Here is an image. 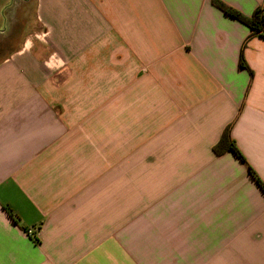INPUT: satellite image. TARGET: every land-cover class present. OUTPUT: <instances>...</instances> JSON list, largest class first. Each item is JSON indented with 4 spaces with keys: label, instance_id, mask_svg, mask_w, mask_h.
Wrapping results in <instances>:
<instances>
[{
    "label": "crops",
    "instance_id": "crops-1",
    "mask_svg": "<svg viewBox=\"0 0 264 264\" xmlns=\"http://www.w3.org/2000/svg\"><path fill=\"white\" fill-rule=\"evenodd\" d=\"M248 166L264 38L211 0H0V264H264Z\"/></svg>",
    "mask_w": 264,
    "mask_h": 264
},
{
    "label": "trees",
    "instance_id": "trees-1",
    "mask_svg": "<svg viewBox=\"0 0 264 264\" xmlns=\"http://www.w3.org/2000/svg\"><path fill=\"white\" fill-rule=\"evenodd\" d=\"M211 4L216 9L223 12L228 17L238 21L239 23L245 25L247 28H249L251 32V36H258L261 38H264V3L262 6L258 7L251 15H246L242 13L241 11L235 9L234 7L228 5L223 0H211ZM239 68L240 69H248L247 63L245 62L244 56H243V50L240 54L239 59ZM251 72V71H250ZM252 75V72H251ZM232 151L242 162L246 164V160L237 148L234 140L231 137L230 130L227 128L219 142L214 147V152L216 155H222L226 152ZM249 172L251 176L256 180L258 185L263 189L264 191V185L260 181V179L256 176L254 171L250 166H248ZM10 217L14 220V222H17L13 213L11 210L6 209Z\"/></svg>",
    "mask_w": 264,
    "mask_h": 264
},
{
    "label": "built area",
    "instance_id": "built-area-1",
    "mask_svg": "<svg viewBox=\"0 0 264 264\" xmlns=\"http://www.w3.org/2000/svg\"><path fill=\"white\" fill-rule=\"evenodd\" d=\"M27 233H28L30 236H33L34 231H33L32 229H29V230H27Z\"/></svg>",
    "mask_w": 264,
    "mask_h": 264
}]
</instances>
